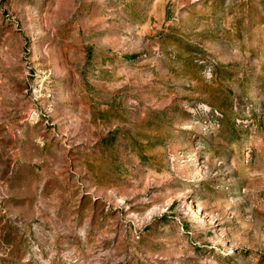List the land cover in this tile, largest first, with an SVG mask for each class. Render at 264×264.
Here are the masks:
<instances>
[{"label": "rangeland", "instance_id": "1", "mask_svg": "<svg viewBox=\"0 0 264 264\" xmlns=\"http://www.w3.org/2000/svg\"><path fill=\"white\" fill-rule=\"evenodd\" d=\"M0 264H264V0H0Z\"/></svg>", "mask_w": 264, "mask_h": 264}]
</instances>
